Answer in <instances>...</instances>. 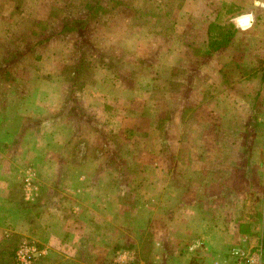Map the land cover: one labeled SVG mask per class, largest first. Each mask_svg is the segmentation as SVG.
<instances>
[{
    "label": "rangeland",
    "instance_id": "obj_1",
    "mask_svg": "<svg viewBox=\"0 0 264 264\" xmlns=\"http://www.w3.org/2000/svg\"><path fill=\"white\" fill-rule=\"evenodd\" d=\"M4 210L0 264L23 240L36 264H208L219 227L264 246V0H0Z\"/></svg>",
    "mask_w": 264,
    "mask_h": 264
},
{
    "label": "built area",
    "instance_id": "obj_2",
    "mask_svg": "<svg viewBox=\"0 0 264 264\" xmlns=\"http://www.w3.org/2000/svg\"><path fill=\"white\" fill-rule=\"evenodd\" d=\"M27 182L30 180L28 179ZM35 190L36 188L31 183L26 184L27 199L33 196ZM45 255H47V251L39 248L36 243L23 240L15 252V260L17 264H36ZM212 264H264V250L261 246L250 249L233 246L226 258L214 259Z\"/></svg>",
    "mask_w": 264,
    "mask_h": 264
},
{
    "label": "crops",
    "instance_id": "obj_3",
    "mask_svg": "<svg viewBox=\"0 0 264 264\" xmlns=\"http://www.w3.org/2000/svg\"><path fill=\"white\" fill-rule=\"evenodd\" d=\"M47 168H45V170H46ZM56 175H57V173L58 174H60V171H58V170H56V171H54V170H52ZM9 199V198H8ZM10 201H12V199L10 198ZM10 203V202H9ZM8 202L6 203H4V204H6L7 206H10L11 204H9ZM29 203V202H28ZM28 203L26 202V204L28 205ZM31 205H32V203H31ZM12 209H14V207L12 206ZM62 209V208H61ZM36 211V210H35ZM5 212V210L4 211H2V212H0V216L2 215V221H1V223H2V225L4 224H7V222L9 221V218H8V215H6V216H4L3 217V215L4 214H6V213H4ZM16 212V213H15ZM23 214H24V212H22V209H20L19 207L18 208H16V209H14L13 211H12V217L14 216V215H16L15 217H18V216H23ZM9 215H10V213H9ZM20 223H22V220H21V222ZM10 223H8L7 225H9ZM219 230H220V232L217 234V240L214 242V246L216 247V248H219L220 249V247L222 246V245H224L226 242H224L223 243V240H225L226 238H228L229 239V241H228V243H234V244H230V246L229 245H226L224 248H223V250H222V252L220 253L221 254V258L222 259H224V258H226L227 256H228V253H229V250L231 249V247H233V246H240V247H243V248H246V249H250V248H253V246H252V244H251V241H249V234L250 233H248V232H244V231H241L240 230V228H239V226L237 227V228H234L233 230H229L228 232H226L222 227H219ZM207 232V231H206ZM206 234V233H205ZM210 235H212V231H210V232H208V236L210 237ZM207 236V237H208ZM223 237H226V238H223ZM262 247H264V246H262ZM46 257V256H45ZM44 257V258H45ZM217 259V258H216ZM213 261H214V259L212 260V261H210V262H208V264H212L213 263Z\"/></svg>",
    "mask_w": 264,
    "mask_h": 264
},
{
    "label": "trees",
    "instance_id": "obj_4",
    "mask_svg": "<svg viewBox=\"0 0 264 264\" xmlns=\"http://www.w3.org/2000/svg\"><path fill=\"white\" fill-rule=\"evenodd\" d=\"M225 44H227V43H225ZM225 44H224V45H225ZM218 47H222V45H219ZM76 74H77V73H76ZM79 76H80L79 74H78L77 76L74 75L73 77H71V79H72L73 81H75V80H77V78H79ZM14 253H15V252H14V250H13V251H10L9 254H10V256H12ZM0 255H1L2 257H5L4 254H2V253H0ZM7 255H8V254H7Z\"/></svg>",
    "mask_w": 264,
    "mask_h": 264
}]
</instances>
